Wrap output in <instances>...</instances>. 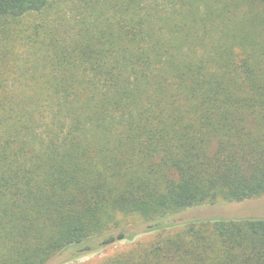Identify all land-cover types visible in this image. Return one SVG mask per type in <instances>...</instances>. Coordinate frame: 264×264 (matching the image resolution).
<instances>
[{
	"label": "trees",
	"instance_id": "1",
	"mask_svg": "<svg viewBox=\"0 0 264 264\" xmlns=\"http://www.w3.org/2000/svg\"><path fill=\"white\" fill-rule=\"evenodd\" d=\"M51 8L0 0V264L264 196V0ZM102 264H264V217L192 221Z\"/></svg>",
	"mask_w": 264,
	"mask_h": 264
},
{
	"label": "rangeland",
	"instance_id": "2",
	"mask_svg": "<svg viewBox=\"0 0 264 264\" xmlns=\"http://www.w3.org/2000/svg\"><path fill=\"white\" fill-rule=\"evenodd\" d=\"M50 2L52 4L50 13H59L67 23L75 16V0H50ZM28 20L33 23L40 20V17L34 15ZM8 46L14 50V53L19 54L17 59L26 58L27 48L25 46L17 43H11ZM218 217H264V196L240 202H215L192 207L164 218L162 221L165 225L158 229H153L148 222H144L137 215L126 216L121 218V225L127 233H135L132 239L125 238L109 244L98 245L103 237H91L83 244L90 246L91 250H79L82 245L70 246L53 256L45 264H102L114 256L128 252L138 244L149 245L158 237L173 234L186 223Z\"/></svg>",
	"mask_w": 264,
	"mask_h": 264
}]
</instances>
